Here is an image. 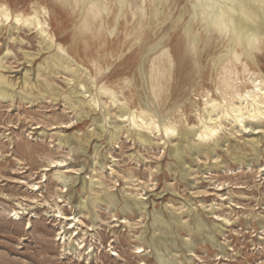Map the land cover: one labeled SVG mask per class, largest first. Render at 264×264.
Here are the masks:
<instances>
[{
    "label": "rangeland",
    "instance_id": "1",
    "mask_svg": "<svg viewBox=\"0 0 264 264\" xmlns=\"http://www.w3.org/2000/svg\"><path fill=\"white\" fill-rule=\"evenodd\" d=\"M34 1L8 0L12 8L28 10H31ZM39 1L50 7L51 31L60 38L64 49L70 51V56L66 58H72L87 68L80 71L79 78L86 73L94 74L93 65L84 55V43L76 27L78 19L75 11L60 0ZM169 1L172 2L167 0V5ZM187 4L184 0L176 3L179 7ZM163 8L158 5V9ZM134 10L135 18L139 21V10L135 6ZM127 18H130L129 12ZM8 24L0 22V73L12 81L15 98H0V264H158L147 243L150 237L161 234V227L165 229L168 226L153 223L154 211L170 223V232L165 236L175 238L176 242L172 254L165 261L167 264H264V145L260 146L264 141V117L257 121L258 128L253 131L244 130L239 125L233 128L235 125L225 120L218 132L219 147L210 141L209 148L213 151H208L206 155H187L183 170L187 175L182 178L179 172L173 171L176 165L168 154V148L182 137L173 135L169 138L160 132L142 129L149 135V141H140L136 131L141 128L129 121H120L117 116L119 108L112 105L106 96L100 99V105L96 108L92 102H88L93 95L87 98L88 93L78 94L90 106L86 104L78 110L70 108L62 97L75 85L69 74L64 71L57 74L39 71L40 65L46 66L45 59L56 49L47 48L37 29L22 26L18 29L13 20ZM179 32L182 33V30L179 29ZM118 33V37H114V45L123 37V33ZM85 34L82 38L87 41L88 55L97 49L103 51L102 38L93 39L89 31ZM172 44L181 55L184 44L178 33ZM220 50V47L215 51L211 49L201 59L203 78L193 72V62L188 61L178 74L172 95L160 109L163 115L176 106L183 108L184 115L194 119V109L199 108L198 105L203 106L202 92L208 89L215 92L208 71L212 68V58L215 59ZM259 56L264 69V54ZM138 58V51H133L119 62L117 59L110 60L112 64L108 67L104 60L100 63L105 66L104 74L111 70L110 80L116 82L125 71H131L132 75ZM38 72H42V75H38ZM25 75L32 82L49 80L54 88L56 86L59 92L62 91L61 96L57 99L47 96L32 102L21 100L19 92ZM135 83L138 90L144 93L141 79H136ZM125 92L129 96L126 89ZM194 101L197 105L190 108V102ZM120 125L118 137L109 142L110 131ZM93 131L102 136L97 137ZM256 136L262 139L257 152L246 148L240 160L232 159L226 152L227 146H238ZM60 140L63 141L61 144ZM190 142L198 143L196 136L189 137ZM202 149L206 148L203 146ZM63 159H66L65 167L76 171L66 173L69 186H64L65 182L54 177L57 167L49 168L50 160ZM44 167L49 170L45 171ZM72 180L74 183H71ZM33 183L39 187L35 191L31 190ZM109 192H114L116 203L106 204L97 199ZM124 198L142 199L144 207L133 204L124 215L121 209ZM81 199L86 201L87 208H74V204ZM44 200L49 204L64 200L59 206L67 214L74 211L79 214L85 224L81 227L82 231L88 229L86 224L91 219H95L96 230L86 235H89L88 243L94 246L90 255L79 257L62 251L61 241L55 239L61 223L54 220L51 208L44 205ZM190 207L192 213L178 214ZM13 209L20 211L19 218L13 215ZM197 215L206 223L212 240H208L206 232L197 234L193 228H181L174 221L179 218L180 222H188L192 227V217ZM124 216L127 224L120 223V218ZM156 225L160 228L156 229ZM184 240L192 242V253L186 250L182 243ZM139 245L145 247L140 255L133 253ZM111 248L118 255H112ZM188 258L192 260L188 261Z\"/></svg>",
    "mask_w": 264,
    "mask_h": 264
},
{
    "label": "bare ground",
    "instance_id": "2",
    "mask_svg": "<svg viewBox=\"0 0 264 264\" xmlns=\"http://www.w3.org/2000/svg\"><path fill=\"white\" fill-rule=\"evenodd\" d=\"M60 1L71 6L75 11L78 19L76 27L79 29L84 43V55L93 65L94 74L86 73L83 78H79L80 71L87 70V68L82 64H78L72 58L70 60L66 58V56H70V51L64 49L60 38L57 37L55 32L51 31L50 7L47 4H42L39 0H36L32 3L31 10H28L27 8H12L8 0H0V22L10 24V21L13 20L18 29L21 26L29 29L35 28L38 35L43 39L42 42L47 44V48L53 47L56 49L54 53L45 59L46 66L43 67L39 64V71L51 74L64 71L69 74L75 85L62 97L70 108L78 110L83 109L86 104H88V107L90 106L89 103L85 102V99L79 98L78 94L85 95L88 93L87 98L93 95L88 102H92L95 107L99 106L100 99L106 96L112 105L119 108L117 116L120 121H129L133 126L141 128L136 131L140 141H149V135L142 129L150 132H160L161 135L169 138L173 135L182 137V140H178L173 147L168 148V154L176 165L173 171L179 172L182 178L187 175L183 171L185 170L184 164L187 155L194 153H204L206 155L211 150L213 151L214 149L209 148L210 141L219 147L217 143L219 139L218 132L225 120L233 123L235 125L233 128L238 127V125L244 130L250 129L253 131L258 128L257 121L264 117V69L261 65L262 58L259 56V54H264V0H184L188 4L182 7L176 5L179 0L169 1L170 4L168 5L166 4L167 0ZM138 2L141 3V6H138ZM158 5H162L164 8L162 10L158 9ZM134 6L139 10V21L135 18ZM128 12L131 19L127 18ZM179 29L182 30V33L179 32ZM88 31L92 34L93 39H103V51L97 49L94 53L91 52L88 55L87 41L82 38L86 35L85 32ZM119 31L123 33V37H121V41L114 45V37H118ZM177 33L184 44L181 55L178 54V50L172 44ZM217 47H220L221 50L215 59L212 58V68L208 71L215 92L210 89L202 92L201 104L203 106L198 105L199 108L194 109V119L187 114L184 115L183 108L180 109L176 106L163 115L160 109L164 101L172 95V88L177 81L178 74L183 71L188 61L193 62V72L203 78L204 68L201 59L211 49L215 51ZM76 50L78 51V49ZM133 51H138L139 58L132 75L131 71H125L118 81H111V70L104 74L105 66L100 61L104 60L108 67L112 64L110 60L117 59L119 62ZM23 73L26 74L24 70ZM205 73L207 74V72ZM38 75H42V72H38ZM29 79L30 77L28 78L25 75L24 84L19 92L21 100L32 102L35 99H45L47 96L57 99L62 94V91L59 92L56 86L54 88L47 79L37 80L36 82ZM136 79H141L144 93L138 90V85L135 83ZM13 87L12 81L3 73H0V98L13 100L15 98ZM92 87L94 92H92ZM33 88H35V91H33ZM125 89L129 92V96L126 95ZM190 104V108L197 105L195 101L190 102ZM107 113H109V110ZM94 120L95 118H93V122ZM35 127H39V125H35ZM120 129L121 125L119 127L115 126V130L110 131L109 142H113L118 137ZM93 133H96L97 137L102 136L95 131ZM195 136L198 143H189V137ZM261 141V137L256 136L243 141L238 146L235 145L232 148L227 146L226 152H229L232 159L240 160L243 150L246 148L257 152ZM62 142L60 140V144ZM206 143H208L207 146ZM79 145H81V141ZM262 145H264V141L260 144V146ZM203 146L206 148L205 150L202 149ZM80 148L82 150L83 147ZM65 160H50L49 168L57 167L58 170L54 173V177L65 182L64 186H67L70 181L66 173H76V171L65 167ZM49 168L44 167V170H49ZM60 168L66 169L60 171ZM71 183H74V180ZM38 188L37 184L33 183L31 190L35 191ZM67 189H64L61 193ZM113 194L111 192L104 193L102 196H98L97 199L99 198L106 204L116 203L117 198ZM159 195L157 194V196ZM88 198H91V196ZM83 200L81 199L75 203L74 208H87V203ZM141 200L124 198L121 207L122 212L131 210L133 204L135 206L143 205L144 202ZM33 202L35 203V199ZM61 202H64V200L54 201L53 204H49L47 200L43 201L44 205L51 208L54 220H59L57 223H61V229L57 232L55 239L61 241L62 251L66 254L72 253L79 257L84 254L90 255L94 250V246L91 242L88 243L87 238L89 235H86L89 231L96 230L95 219L90 218V223L86 224L88 229L82 231L81 227L85 224L79 214L75 211L73 214L65 213L59 206ZM12 211L13 215L19 218L20 211L18 209ZM212 212L214 213L213 210ZM153 213L152 216L155 217L153 223L167 224L168 227L162 229V227L156 225V229L160 228L161 234L150 237L147 247H150V251L154 252V259L158 264H167L165 261L172 254V248L176 245L175 238L165 236L166 233L170 232V223L161 219V214L155 211ZM184 213L187 215L192 213V208L190 207L178 214L183 215ZM223 219L226 222L229 221ZM174 221L181 228H193L197 234L206 232L208 240L213 238L211 234H208L207 225L199 215L192 217V227L188 222H180L179 218L174 219ZM120 223H128L126 216L120 218ZM213 228L215 229V227ZM81 231L82 234L79 235ZM182 243L187 251L193 252L191 241L184 240ZM134 249L133 253L140 255L145 247L139 245ZM112 250V255H118L114 249ZM187 260L191 261L192 259L188 258Z\"/></svg>",
    "mask_w": 264,
    "mask_h": 264
}]
</instances>
